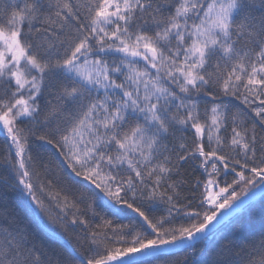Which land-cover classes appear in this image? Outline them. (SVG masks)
Masks as SVG:
<instances>
[{
    "label": "snow or ice",
    "instance_id": "obj_1",
    "mask_svg": "<svg viewBox=\"0 0 264 264\" xmlns=\"http://www.w3.org/2000/svg\"><path fill=\"white\" fill-rule=\"evenodd\" d=\"M0 136V264H264V0H0Z\"/></svg>",
    "mask_w": 264,
    "mask_h": 264
},
{
    "label": "trees",
    "instance_id": "obj_2",
    "mask_svg": "<svg viewBox=\"0 0 264 264\" xmlns=\"http://www.w3.org/2000/svg\"><path fill=\"white\" fill-rule=\"evenodd\" d=\"M6 151L5 149V140L3 136H0V156L4 154ZM4 169L0 167V173H3ZM61 187H64L61 185ZM5 189L3 187H0V196H2L5 193ZM65 191H68L65 188ZM69 196L76 195L75 191L68 192ZM28 199L17 192H7L6 193V199H0V204H6L9 208L15 209L17 212H21L24 205L28 204ZM261 207V202L259 199L257 200L255 207L253 209V218L256 226L258 227L259 223V211ZM59 209L56 208L55 202H53L52 212L53 215L58 211ZM131 216V213L128 214V216H121L118 219V222H127L128 218ZM183 256V253L177 254V259L179 260Z\"/></svg>",
    "mask_w": 264,
    "mask_h": 264
}]
</instances>
